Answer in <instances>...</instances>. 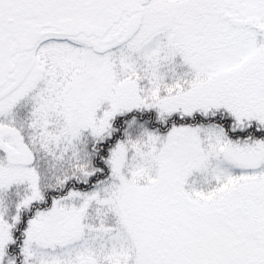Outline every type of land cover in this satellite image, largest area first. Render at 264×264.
Segmentation results:
<instances>
[{"label":"snow or ice","instance_id":"1","mask_svg":"<svg viewBox=\"0 0 264 264\" xmlns=\"http://www.w3.org/2000/svg\"><path fill=\"white\" fill-rule=\"evenodd\" d=\"M0 264H264V0H0Z\"/></svg>","mask_w":264,"mask_h":264}]
</instances>
